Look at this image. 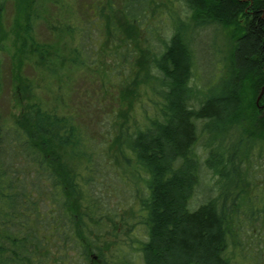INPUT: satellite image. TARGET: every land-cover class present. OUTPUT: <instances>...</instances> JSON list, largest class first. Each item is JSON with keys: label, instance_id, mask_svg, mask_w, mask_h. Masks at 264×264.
<instances>
[{"label": "trees", "instance_id": "trees-1", "mask_svg": "<svg viewBox=\"0 0 264 264\" xmlns=\"http://www.w3.org/2000/svg\"><path fill=\"white\" fill-rule=\"evenodd\" d=\"M12 1L13 68L26 101L9 128L0 122V264H235L241 213L264 216V188L256 199L248 190L257 183L252 156L264 144V95L262 107L255 101L264 86V0H184V18L159 13L157 0H91L87 13L56 28L65 45L75 43L68 54L59 41L37 39L40 0ZM157 12L170 20L166 39ZM211 24L231 27L234 47L221 84L205 86L194 79L193 46ZM26 66L43 75L44 96ZM86 67L121 104L108 117L106 144L69 107L68 84L51 87L63 69ZM114 162L129 169L121 178L138 201L129 229H141L129 243L103 233L107 222L113 236L119 221L128 223L99 186ZM207 171L216 184L197 203Z\"/></svg>", "mask_w": 264, "mask_h": 264}, {"label": "rangeland", "instance_id": "rangeland-1", "mask_svg": "<svg viewBox=\"0 0 264 264\" xmlns=\"http://www.w3.org/2000/svg\"><path fill=\"white\" fill-rule=\"evenodd\" d=\"M106 1V0H104ZM118 3V1L116 0ZM121 0L116 6H121ZM159 2V13L165 11L166 13H174L177 17H186L188 8L184 0H157ZM91 0H40L38 10L41 13V17L38 20L37 39L42 42L53 43L59 41V49L61 54H68L71 46H74V42L67 43L65 45V37L59 39L56 37V28L62 25L65 21H75L79 18V15H83L88 12L87 7L91 6ZM156 7V5H155ZM170 8V10H169ZM15 9V2L12 0H6L3 9L2 21L5 25V29L8 31L5 39H2L0 58V122L5 127L9 128L13 122H15L18 114L22 111L23 103L26 101L25 96L17 94L15 81V68L14 54L17 51V44L15 41V35L11 32V25L13 21ZM156 9H158L156 7ZM157 12V18L161 21L160 33L163 37L167 38L171 32L170 20L166 18V15L159 16ZM76 16V18H75ZM233 29L231 27H222L216 24L200 28L194 43L195 51V65H194V79L203 85L216 86L221 84V79L226 73V69L231 65L232 52L234 47V38L232 36ZM68 36V34L65 33ZM145 36V35H144ZM100 47L99 45H95ZM101 51V48H100ZM69 65V64H68ZM97 68H99L97 66ZM106 69V68H105ZM23 75L30 79V82L37 87L39 96L47 91L42 87L44 85L43 75L33 71L32 67H25ZM96 68H84V69H71L64 70L59 74L52 82V89L58 85H65L69 88L68 104L74 112L78 113L79 122L89 131V135H93L96 142H99L101 137L105 144L111 142L109 132L110 123L108 117L114 115L115 111L121 109V104L113 105V95L105 92V88L102 86V78H99ZM71 84V85H70ZM113 89V86H112ZM105 93L106 95H103ZM49 94V93H48ZM109 95V96H108ZM133 105L132 112L136 111L142 106L143 91L139 94ZM142 95V96H141ZM264 95V87L258 93L256 97L257 106L262 107L261 98ZM53 96V95H52ZM51 99V95L47 98ZM131 109V107L127 108ZM131 111V110H130ZM110 115V116H109ZM236 132H233L235 134ZM107 138V139H106ZM210 139V138H209ZM240 141V135L237 134L231 136V142L234 143V147ZM106 147V146H105ZM257 156H252L251 162L255 165L256 184H251L248 190L251 196H254L258 192L259 188H264V144L261 143L257 146ZM106 152V150L104 149ZM111 149H108V153ZM246 147L240 146L239 152H245ZM110 154V153H109ZM112 155V154H111ZM109 161V158H106ZM114 168L111 167L104 175L105 178L99 184L102 189V194L109 200L112 205H118L119 217L125 218L128 223L124 224V221L120 222V232L118 236H113V229H111L110 223H105L103 230L104 236L110 241L120 240L121 242H131L133 233L137 228H134V232L130 231V226L135 223V215L133 208L138 203L134 196L129 184L125 183L121 178L127 177L129 169L122 168L118 163H113ZM115 169L117 171H115ZM207 170V169H206ZM216 184V178L210 171L203 174L202 184L199 187V191L196 194L197 203L203 200V192L205 186ZM261 198V199H259ZM259 206L264 208V197H259ZM257 199V200H258ZM248 213V211H247ZM239 228L235 229L234 240H237L235 247L231 249L234 254L235 264H264V216H259L257 220L251 217L249 214L241 213L239 218ZM141 229V227H139ZM238 230V231H237ZM108 231V232H107ZM239 234H238V233ZM104 246V244H103ZM238 248V249H237ZM238 261V263H237Z\"/></svg>", "mask_w": 264, "mask_h": 264}, {"label": "water", "instance_id": "water-1", "mask_svg": "<svg viewBox=\"0 0 264 264\" xmlns=\"http://www.w3.org/2000/svg\"><path fill=\"white\" fill-rule=\"evenodd\" d=\"M264 87V86H263Z\"/></svg>", "mask_w": 264, "mask_h": 264}]
</instances>
